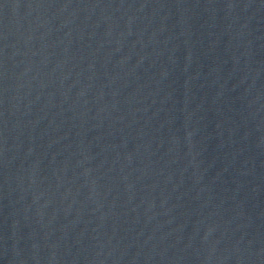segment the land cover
Here are the masks:
<instances>
[{
  "label": "water",
  "instance_id": "95a60500",
  "mask_svg": "<svg viewBox=\"0 0 264 264\" xmlns=\"http://www.w3.org/2000/svg\"><path fill=\"white\" fill-rule=\"evenodd\" d=\"M0 264H264V0H0Z\"/></svg>",
  "mask_w": 264,
  "mask_h": 264
}]
</instances>
